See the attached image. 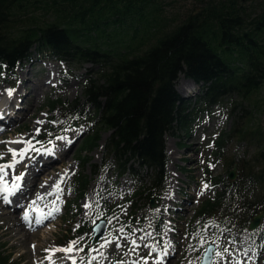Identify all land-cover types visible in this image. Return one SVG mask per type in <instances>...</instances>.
<instances>
[{
    "label": "trees",
    "instance_id": "1",
    "mask_svg": "<svg viewBox=\"0 0 264 264\" xmlns=\"http://www.w3.org/2000/svg\"><path fill=\"white\" fill-rule=\"evenodd\" d=\"M169 6L165 0H0V73L35 51L95 65L82 99L49 102L51 109L61 105L62 122L53 131H63L92 109L109 132L104 151L121 174L128 171L143 182L137 192L149 204L166 186L165 137L185 128L189 115L228 96L241 98L232 106L237 115L230 134L253 152L239 160L237 178H215L221 187L210 207L222 206L221 227L249 230L252 217L264 212V125L238 124L250 121L261 106L255 96L264 86V0H195L182 15ZM181 75L198 86L197 110L189 109L176 89ZM99 140L94 133L80 151L91 153ZM223 144L220 140L217 147ZM74 184L79 203L85 176L80 173ZM263 231L264 216L250 232L259 237ZM64 237L63 245L70 239ZM7 261L0 254V264Z\"/></svg>",
    "mask_w": 264,
    "mask_h": 264
},
{
    "label": "rangeland",
    "instance_id": "2",
    "mask_svg": "<svg viewBox=\"0 0 264 264\" xmlns=\"http://www.w3.org/2000/svg\"><path fill=\"white\" fill-rule=\"evenodd\" d=\"M165 2L170 4L169 8H173L172 12L174 14L178 13L182 15L184 12H186V10L192 8L193 2L195 3V0H165ZM50 61L58 60L52 58L49 54H38L35 51L29 60L18 63L17 66L12 68V70L0 73V83L5 85V89L10 88L8 81L15 71H19L21 64L23 66L22 69L25 71L29 70V72H31V79L37 84L40 83V78L42 77L43 73L46 72H49L50 77L55 79L53 82L54 85L47 92H45V95L39 100V104L41 105V109H39V117L42 118V116L45 114L50 115V117L46 119L44 118L39 120L44 122L41 124L39 134L36 133V128H33L36 122L35 119L33 120L31 127L32 129L30 130L23 125H20L19 122L21 119H19L13 124V126L18 125L15 133L6 131L2 136L0 131V142L12 141L24 137L23 139L25 140H32L34 147L40 150L41 148L48 145H56V141H58L56 137H65L72 132H76V134L79 135L78 140L85 137L83 140H81L82 145L84 141L94 133L99 135L100 140L94 146V149L91 153H85L77 150V154L81 158L79 162L75 159H70V163H77V166L75 169L69 172L68 177L64 181L66 188L64 192L65 194L62 196L63 198H60L59 201L60 212H58L55 216L43 221L42 223H47L46 225L52 229V233L49 235L47 240L40 242L42 248V255L40 258L46 260L47 264H53L60 261L65 255L64 252L56 251L54 253H50L46 252L45 250L57 249L58 242L65 238L64 234H67L70 238H72L71 241L76 240L79 237H83L84 239L81 241V244L85 243L88 236L89 226L94 224L100 218L104 219L106 223L105 232L102 236L103 238L110 229L108 226V221L110 218H108V216L112 215L111 217H115L119 214V216L122 217L120 224H127L131 231H136L137 229L145 227L147 233L151 234L149 235L150 245L148 246L149 242H143V246L146 250L144 255H139L138 257L132 256L125 260H107L106 264H118L120 261L125 262V264H134V262L140 261L141 264H144V259L147 261L149 259L150 253L153 250L156 251L155 260L158 264H199L201 254L204 251V247L208 243H212L215 247L212 264H230L232 255L238 250L235 240L233 239L234 235L248 234L250 232L245 230H231L230 228L221 227L218 223L217 216L221 213L222 206L213 203V205L210 207V203L215 200V194L221 187L218 179L228 175L229 171L232 169H234L235 178H237L240 173V166L238 165L239 160L243 157H248L253 152L250 147H246L245 143L240 142L236 134H230L235 116L237 115L233 113L232 106L234 103L242 102L241 98L236 96H228L225 97L221 103L212 106L208 111H197V113L189 115L187 117L188 124L185 128L180 127L175 130V134L167 135L165 137V152L168 159L165 180L166 186L162 192L156 194L151 199L152 204H149L146 197L143 194H139L137 192L138 187L141 186L143 182L132 178L128 171L121 174L117 170L113 158L107 155V153L104 151V141L109 135V132L104 127L100 126L97 121H95L96 119L92 109H89L88 115L85 118L80 121H74L64 130L61 129L63 130L61 134L56 135L55 137H50L54 128L58 124L60 125L62 122V116L60 114L61 105L51 109L49 102L54 99H60L61 101L82 99L85 78L87 76L93 75L96 71V66L93 64L84 62L74 63L68 60H59L58 62L61 66L66 65L70 69H73L76 74L80 75L79 78L77 77V81L71 82V84L75 86V92H68L67 94H64L58 92L56 87L57 83H59V81H56L58 70L53 67L54 64H52ZM31 62H37L38 64L31 66ZM186 80L187 79L181 75L176 82V89L183 97L185 105H189V109L197 110L196 108L199 106V104L196 102L199 94L198 86H192L191 92L188 94L183 93L180 88H178V84L181 81ZM32 87V83H23V91L30 90ZM255 99L260 102L261 106L259 109L257 108V110L251 113L250 121H247L245 118L240 119V124H238V127L246 125L248 127L254 128L257 125H264V86L255 96ZM28 103H30L29 100H26L23 103L24 106L22 107L25 108L28 106ZM243 104L246 105L247 101H243ZM212 124H214V126L211 127ZM1 129L2 127H0V130ZM220 140H223L224 144L221 147H217V142ZM49 141L52 143H49ZM186 142L193 144V151H189L188 149L186 150ZM174 143L177 150L181 153L180 155L183 156L180 159L181 161L176 163L175 166L178 168V170L185 169L187 171L180 173V177L177 179L178 190L175 189V194L179 201L171 204V206L161 207L160 209L161 205L159 203V199L162 198L165 192L173 185L171 181L170 170L172 169V164H174V162L167 151V147H173ZM12 145L13 144L0 143V154H2V156H0V159L2 160L0 164L8 163L12 160L11 154L7 152V148H12ZM209 145H211V147ZM24 146L25 145L22 144L20 148H23ZM183 152L189 155H195L193 158L196 160V163L190 164L191 160L185 157ZM52 154L54 153L52 152ZM31 155L32 154L30 152L26 155L28 160L32 158ZM85 159L87 161L85 164H83ZM56 164H58V162H56ZM23 165H26V163ZM211 165H215V167H212ZM133 167L138 168L137 165H133ZM14 168H9L5 171L13 175ZM59 170L63 171V168H60ZM105 171L109 172L110 183L115 186L116 189L119 188L120 190L123 181L127 182V188L124 191L120 190L114 200L110 199L101 203L99 199L95 198L91 202L95 212L89 219H87L86 214L88 210H86L83 205L85 203H90V200L87 199V196L92 195L93 184L99 185L101 183L99 177ZM138 172L141 177H145L146 172L140 169H138ZM189 172L192 173L191 176H189ZM80 173L86 178L87 188L85 195L79 201V203H77L76 198L78 192L77 188L75 187L74 180ZM14 177L15 176L13 175V180ZM203 184H209L210 187L206 190H203V194L200 195L199 193L202 190ZM179 190L181 193H178ZM191 194H194V199L187 202L185 201L187 207H184L183 210H180L174 205H179L181 201L184 202V199ZM100 204L103 206L102 212L95 209L96 207H99ZM23 205L24 204L20 205L17 210H20ZM20 213L23 214L24 211H20ZM185 213L187 214L185 215ZM79 216L83 217L82 223H79L78 221ZM159 217H161L163 222L162 230L158 224ZM56 218L57 225L53 226L51 222ZM42 224H39L38 226H41ZM77 227H81L87 233L85 232L79 234L76 232ZM32 228H30V230ZM154 229L160 233V241L162 240L163 229L165 233H167V248L174 247L179 250L178 247L174 246V244H171V234L173 232H179L180 235L185 236L186 247L180 248L179 255L173 260L172 263H166L165 259H162L165 247H160L158 245L159 237ZM197 233H199V235H197ZM250 239L252 242H256V247H251L249 249V251H251L250 263L254 264L257 254L261 253L258 264H264V231L259 237L250 235ZM201 240H203V243H201ZM1 242L2 240L0 238L1 256L9 258L7 264H16L17 261L14 251L6 248ZM96 243H94L90 249L79 251V253H87L91 251ZM137 244L139 245L138 241ZM145 245H147V247ZM30 246H33V243H31ZM77 248L81 247L77 246ZM138 248L139 247H136L135 250ZM225 248L228 249L227 252H223ZM218 251L223 252V255L217 257L215 253ZM49 255H51V260L46 259V257ZM153 258L154 257L150 259ZM31 262L32 264L36 263L34 258L31 259Z\"/></svg>",
    "mask_w": 264,
    "mask_h": 264
},
{
    "label": "bare ground",
    "instance_id": "3",
    "mask_svg": "<svg viewBox=\"0 0 264 264\" xmlns=\"http://www.w3.org/2000/svg\"><path fill=\"white\" fill-rule=\"evenodd\" d=\"M37 62H31V66L38 64ZM50 62H52V64H54L53 67L58 70V76H56V81H59L56 86L58 92L64 94H67L68 92H75V86H73L71 82L77 81V77L79 78L80 75L76 74L73 69H70L66 65L61 66L58 61ZM22 68L23 66L21 64L19 71H15L8 81L10 86L9 89H15L12 96H9L7 94L5 85L0 83V127H2L0 131L2 133V136L6 131L11 133L16 132L18 125L13 126L16 120L21 119L19 124L30 130L32 129L31 127L34 119L36 120V122L33 128L40 129L41 124H38L37 121L50 117V115L48 114H45L44 116H42V118L39 117V109H41L39 100L45 95V92H47L54 85L53 82L55 81V79L50 77L49 72H46L43 73L42 77L40 78V83L37 84L36 82L32 81L31 72H29V70L25 71ZM23 83H32L33 87L30 90L23 91ZM194 85L195 84L192 81L187 79L186 81H181L178 84V88H180L183 93L188 94L191 92V88ZM26 100H29L30 103H28V106L23 108V103ZM212 126H214V124H212L211 127ZM78 137L79 135H77L76 132H72L68 136H65L66 140L56 141V145L45 146L41 148L39 152L30 151V153L32 154V158L28 160V157L25 156L24 160L14 168V176L18 174L20 175L21 173H24V176L22 180L19 181V183L21 184V188L14 194L9 196V202L6 203L0 197V238L2 240V245L14 251L17 261H15L16 264H32L31 259L33 258L34 261H36V263L34 264H47L46 260L40 258L42 255L40 242L45 241L49 238V235L52 233V229H50L46 225L47 223L38 226L35 223V219L40 212L48 213L55 207L59 208L60 198H63L62 196L65 194V182L60 184V187L63 189V191L59 194V200H57V196L55 193H53L52 195L46 194L53 191L52 186L60 179L61 175L66 170L69 173L76 168L77 163L71 164L70 159H75L78 162L81 160L80 156H78L77 154V150L79 151L82 147L81 140H83L85 137L83 139L80 138L79 140ZM21 145L22 144H13L11 147L18 150ZM185 145L186 150H194L192 143L186 142ZM46 149H52L54 154H46ZM167 151L169 152L172 161L174 162V164H172V169L170 170L171 181L173 185L169 190L165 192L162 198L159 199V203L161 205L160 209L161 207L171 206V204L179 201L175 194V189L178 190L177 179L180 177V173H182L183 171H187L185 169L178 170V168L175 166V164L181 161L180 159L183 157L177 150L175 143L173 147L168 146ZM183 153L185 157L191 160L190 164L196 163V160H194L193 158L195 157V155H189L185 152ZM1 161L2 160L0 159V162ZM56 162H58V164H56ZM24 163H26V165H23ZM60 168H63V171H60ZM188 174L189 176L192 175L191 172H189ZM13 175L7 173V175L4 177V180L7 181L9 186L12 185ZM99 180H101V183L99 185L93 184L92 195L87 196V199L90 200V203L95 198L99 199L101 203L110 199L114 200L120 190L124 191L127 188V182L123 181L120 190L119 188L116 189L115 186L110 183L108 171L103 172L99 177ZM178 193H181L180 190L178 191ZM38 194L44 196V198L37 200ZM193 199L194 194H191L184 199V202L181 201L180 204L178 203L179 205H174L177 206L180 210H183L184 207H187L186 202ZM34 200H36V203L33 205L32 201ZM53 201H56V203L53 204ZM22 204H24L23 207L20 210H17L18 207ZM29 205H31V208H29ZM102 207L103 206L100 204L99 207H96L95 209L102 212ZM37 209H39V212L36 211ZM86 210H88L86 218L89 219L95 212L94 207L92 206L91 208ZM20 211L30 212V216L32 219L31 226L23 219V214H21ZM58 212H56L54 216ZM186 214L187 213H185V215ZM111 216L112 215L108 216V218H110V222L108 221V226L110 228L109 232L93 247V249H96L97 251H92V249L87 253H79L76 251H73L69 254L64 253L65 255L62 257V259L53 264H72V261L68 259V256H74L76 258L77 264H106L107 260H125L129 259L132 256L138 257L139 255H144L146 250L143 246V242H149L148 246L150 245L149 235H147L148 233L145 227L137 229L136 231H131L127 224H120L122 221V217L119 216V214L115 217ZM78 221L79 223H82L83 217L79 216ZM51 223L53 226H56L57 218L53 219ZM162 223V219L161 217H159L158 224L160 225L161 230L163 228ZM30 228L32 229L30 230ZM79 228L80 227L76 228V232H78ZM121 228L124 229L123 232H120ZM155 232L159 237L158 245L160 247H165L162 259H165L166 263H172L173 260L179 255L180 248L186 247L185 236L180 235L179 232H173L171 234V244H174V246L178 247L179 250H177L174 247L167 248V233H165L164 229L162 231L161 241L160 233L157 232V230H155ZM250 235V233L234 235L233 239L235 240L238 250L235 251L232 255L230 264H251V251H249V249L251 247H256V242L251 241ZM141 237H146V239L141 240ZM133 238L139 242V248L134 251L132 250L133 246L130 243V240ZM104 239H109L112 242L109 243L106 247L100 248V244L104 242ZM31 243H33L34 247L30 246ZM117 244H119L120 247H117ZM155 252L156 251L153 250L150 253L149 259L146 261L147 264H158L155 260ZM92 257H95V259H91ZM152 257L154 258L150 259ZM260 257L261 253H258L254 264H258V260ZM138 262L139 264H141L140 261Z\"/></svg>",
    "mask_w": 264,
    "mask_h": 264
},
{
    "label": "snow or ice",
    "instance_id": "4",
    "mask_svg": "<svg viewBox=\"0 0 264 264\" xmlns=\"http://www.w3.org/2000/svg\"><path fill=\"white\" fill-rule=\"evenodd\" d=\"M15 91V89H6V92L9 96H12L13 92ZM38 124H42L44 123L43 121H37ZM36 133L39 134L40 129L37 128ZM57 140H66L65 137H56ZM66 142H70V141H66ZM0 143H5V144H23L25 145L23 148L20 149H13V148H7V152L11 154L12 160L8 163H4V164H0V197H2V199L7 203L9 202V196L14 194L17 190H19L21 188V184L19 183V181L22 180L24 173H21L20 175H17L14 177V180L12 182V185L9 186L7 181L4 180V177L7 175V172L5 171L6 169L9 168H14L17 164H19L21 161L24 160L25 156L30 152V151H35V152H39V149H36L33 145V141L32 140H25L23 138H19L16 140H12V141H3ZM49 143H52L51 141H49ZM211 147V145H209ZM46 154H52L53 150L52 149H46L45 150ZM0 156H2V154H0ZM212 167H215V165H211ZM69 173L66 170L60 177V179L52 186L53 187V191L47 193L46 195H52L53 193L56 194L57 196V200H59V194L63 191V189L60 187V184L63 183L65 181V179L68 177ZM43 186V185H42ZM210 187L209 184H203L202 185V190L199 193L200 195L203 194V190H206ZM44 196L38 194L37 195V200L39 199H43ZM36 203V200L32 201V204L34 205ZM56 201H53V204H55ZM84 208L89 209L92 207L91 203H85L83 205ZM29 208H31V205H29ZM36 211L39 212V209H37ZM59 211L58 207L53 208L52 210H50L48 213H43L40 212L39 215L36 217L35 219V223L37 225L42 224L43 221L45 219H47L48 217H52L54 216V214L56 212ZM23 219L29 223V225L31 226L32 223V219L30 216V212L29 211H24L23 213ZM110 222V221H109ZM124 229L121 228L120 232H123ZM147 235H151L150 233ZM197 235H199V233H197ZM83 237H79L77 240H73L70 241L67 247H63V248H57V249H46V252H50V253H54L56 251H61L64 252L66 254L72 253L73 251H83L82 248H77L76 246L80 243L81 240H83ZM146 239V237H141V240ZM112 241H110L109 239H104V242L102 244H100V248H104L106 247L109 243H111ZM131 245L133 246V251L135 250L136 247H138L139 245L137 244V241L135 239H131L130 240ZM201 243H203V240H201ZM147 247V245H145ZM34 247V246H33ZM117 247H120L119 244H117ZM92 251H97L96 249H93ZM206 251H210L206 250ZM228 249L225 248L223 250V252H227ZM223 252H216L215 255L217 257H220L223 255ZM46 259L51 260V255L47 256ZM68 259H70L72 261V264H77L76 258L74 256H68ZM91 259H95V257H92ZM118 264H124L123 261L118 262ZM134 264H139V262H134ZM144 264H147L146 259H144Z\"/></svg>",
    "mask_w": 264,
    "mask_h": 264
},
{
    "label": "water",
    "instance_id": "5",
    "mask_svg": "<svg viewBox=\"0 0 264 264\" xmlns=\"http://www.w3.org/2000/svg\"><path fill=\"white\" fill-rule=\"evenodd\" d=\"M228 176L230 179H233L235 177L234 169L230 170V172L228 173ZM262 215H263V212L255 215L252 218L250 225H249V229H254L260 223ZM92 231L94 232L92 242L96 243L103 236V234L105 232V221L102 219L98 220L92 226ZM209 249H210V251H206ZM214 250H215V247L213 244H211V243L207 244V246H206V248L202 254L200 264H211Z\"/></svg>",
    "mask_w": 264,
    "mask_h": 264
}]
</instances>
